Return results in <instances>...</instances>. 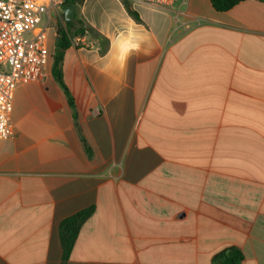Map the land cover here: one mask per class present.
I'll return each instance as SVG.
<instances>
[{"label": "crops", "instance_id": "1", "mask_svg": "<svg viewBox=\"0 0 264 264\" xmlns=\"http://www.w3.org/2000/svg\"><path fill=\"white\" fill-rule=\"evenodd\" d=\"M128 2L136 16L76 6L99 36L63 52L75 110L53 11L41 25L48 66L0 139V264H212L228 247L264 264V0ZM91 208L65 257L62 222Z\"/></svg>", "mask_w": 264, "mask_h": 264}, {"label": "built area", "instance_id": "2", "mask_svg": "<svg viewBox=\"0 0 264 264\" xmlns=\"http://www.w3.org/2000/svg\"><path fill=\"white\" fill-rule=\"evenodd\" d=\"M63 1L0 0V139L14 135L10 121L18 84L39 81L46 71L50 59L44 45L47 25H41ZM127 1L172 11L176 3L189 0Z\"/></svg>", "mask_w": 264, "mask_h": 264}, {"label": "trees", "instance_id": "3", "mask_svg": "<svg viewBox=\"0 0 264 264\" xmlns=\"http://www.w3.org/2000/svg\"><path fill=\"white\" fill-rule=\"evenodd\" d=\"M245 0H211V4L216 11L225 12L232 9L234 6L243 2ZM84 0H64V7L68 5H75L81 7ZM128 11L134 15V11L127 0H124ZM57 50L53 57V76L57 83L63 89L70 107L75 110V101L67 88L63 79V52L71 47L77 38L86 37L91 35L96 38L99 36L98 33L91 27L86 26V24L77 18L72 22H65L58 25L57 28ZM77 47H81L80 43H77ZM93 209H88L86 211L80 212L75 216L66 219L62 222L60 226L61 231V241L64 249V256L67 257L78 237L81 226L86 222V220L92 215ZM244 261L243 252L237 247H228L214 256L212 264H242Z\"/></svg>", "mask_w": 264, "mask_h": 264}, {"label": "rangeland", "instance_id": "4", "mask_svg": "<svg viewBox=\"0 0 264 264\" xmlns=\"http://www.w3.org/2000/svg\"><path fill=\"white\" fill-rule=\"evenodd\" d=\"M63 13L64 5H59L58 9L52 12L51 25L55 26L56 29L58 28V25L65 23Z\"/></svg>", "mask_w": 264, "mask_h": 264}, {"label": "water", "instance_id": "5", "mask_svg": "<svg viewBox=\"0 0 264 264\" xmlns=\"http://www.w3.org/2000/svg\"><path fill=\"white\" fill-rule=\"evenodd\" d=\"M76 6L75 5H68L65 7L64 11V19L65 22H72L75 19L76 14Z\"/></svg>", "mask_w": 264, "mask_h": 264}]
</instances>
